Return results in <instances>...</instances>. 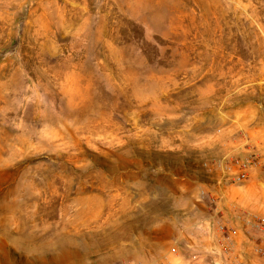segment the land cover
<instances>
[{"label": "rangeland", "instance_id": "obj_1", "mask_svg": "<svg viewBox=\"0 0 264 264\" xmlns=\"http://www.w3.org/2000/svg\"><path fill=\"white\" fill-rule=\"evenodd\" d=\"M261 123L264 0H0V264H228L182 162Z\"/></svg>", "mask_w": 264, "mask_h": 264}, {"label": "built area", "instance_id": "obj_2", "mask_svg": "<svg viewBox=\"0 0 264 264\" xmlns=\"http://www.w3.org/2000/svg\"><path fill=\"white\" fill-rule=\"evenodd\" d=\"M208 173L219 169L229 175L217 181L216 189L202 193V199H209L214 206L213 212L198 223V229L219 245L221 256L228 264H252L254 258H264V217L240 208L227 201L224 193L226 186H241L252 176L253 171L261 168L260 159L255 152L225 156L204 163ZM244 235L245 248L240 251V262L235 258L238 239ZM251 249V250H250ZM177 249H173L176 253ZM189 264H205L201 257L194 255Z\"/></svg>", "mask_w": 264, "mask_h": 264}, {"label": "crops", "instance_id": "obj_3", "mask_svg": "<svg viewBox=\"0 0 264 264\" xmlns=\"http://www.w3.org/2000/svg\"><path fill=\"white\" fill-rule=\"evenodd\" d=\"M233 114L231 113L230 117ZM202 120L205 121H199L201 124H206L208 122L207 118H203ZM209 123V122H208ZM248 123V122H247ZM231 128H235L233 125ZM247 140L245 141H237L236 140H228V141H221L218 143L219 147L216 148L215 146H210V143H206L208 145H200L199 143L192 142V148H205L202 151L204 152L203 155H200L202 157L195 156L190 157L188 156L187 161L182 162V170H186L188 172H193V183H195L197 186L194 189L193 193L195 198H192L190 201H184L181 203H177V206L179 208H182L183 210H191V212H194L193 217L198 220L199 223L201 220L208 217L214 210V206L212 205L211 201L209 199L204 200L202 199V193L205 191H209V193L214 191L216 189V186L214 183L220 180H224L225 177H229V175L225 174L222 170H215L213 174L208 173V169L205 168L204 163L207 160L214 161L216 159H221L225 156H233L236 154H247L250 152H255L257 156L260 159L261 168L256 169L253 171L252 176L247 183V186L238 187L237 186H226L224 188V193L227 198V201L233 202L234 200L238 199L239 204L246 209L249 212L253 213H259L258 210H255L256 207V201H258V196L264 195L263 188H261V177L262 174H264V124H257L252 126L251 128L247 129ZM257 131V132H256ZM250 143V145H249ZM247 145V146H245ZM203 146V147H200ZM209 146V147H208ZM192 156V155H190ZM187 157V156H184ZM203 176H202V173ZM199 173H201V177H199ZM237 202V203H238ZM196 222V223H197ZM194 223L193 226L196 225ZM186 227L180 221H177L175 223V228L170 229L169 234L161 236L157 243H160L161 245L168 244L169 242L185 245V242L187 243L192 242L193 246L192 248H198L200 251H206L207 253H211L213 249H217V246L212 245L211 241H209L207 236H203L201 233H198L194 236L188 235L192 240L188 241L186 240ZM210 238V237H209ZM147 241V240H146ZM152 243V239H150V242Z\"/></svg>", "mask_w": 264, "mask_h": 264}, {"label": "bare ground", "instance_id": "obj_4", "mask_svg": "<svg viewBox=\"0 0 264 264\" xmlns=\"http://www.w3.org/2000/svg\"><path fill=\"white\" fill-rule=\"evenodd\" d=\"M172 22V21H171Z\"/></svg>", "mask_w": 264, "mask_h": 264}]
</instances>
